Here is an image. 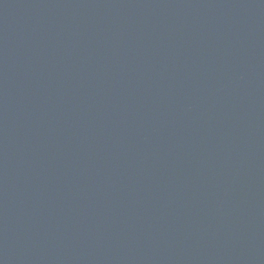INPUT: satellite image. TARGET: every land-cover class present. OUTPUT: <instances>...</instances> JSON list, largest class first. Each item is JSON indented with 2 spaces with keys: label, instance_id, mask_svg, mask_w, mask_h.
<instances>
[{
  "label": "water",
  "instance_id": "obj_1",
  "mask_svg": "<svg viewBox=\"0 0 264 264\" xmlns=\"http://www.w3.org/2000/svg\"><path fill=\"white\" fill-rule=\"evenodd\" d=\"M0 264H264V0H0Z\"/></svg>",
  "mask_w": 264,
  "mask_h": 264
}]
</instances>
